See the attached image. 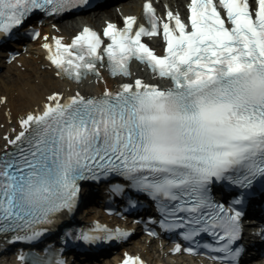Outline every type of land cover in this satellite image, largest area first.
<instances>
[{
  "label": "snow or ice",
  "instance_id": "obj_1",
  "mask_svg": "<svg viewBox=\"0 0 264 264\" xmlns=\"http://www.w3.org/2000/svg\"><path fill=\"white\" fill-rule=\"evenodd\" d=\"M89 3L0 0V44L23 31L42 42L56 77L100 81L106 69L118 81L104 80L95 95L51 90L15 117L0 94L8 123L15 119L0 136V240L28 248L17 252L19 264H69L71 242L126 241L133 230L97 222L37 251L74 215L83 184L99 182L128 208H151L137 223L175 232L173 252L244 264L246 209L254 193L264 197V0H188L185 15L168 5L163 16L146 0L144 22L127 15L101 31L85 24L69 41L30 23L64 19ZM147 37L162 40V54ZM133 60L158 80L133 76ZM258 235L264 239V226ZM121 264L145 261L125 253Z\"/></svg>",
  "mask_w": 264,
  "mask_h": 264
},
{
  "label": "bare ground",
  "instance_id": "obj_2",
  "mask_svg": "<svg viewBox=\"0 0 264 264\" xmlns=\"http://www.w3.org/2000/svg\"><path fill=\"white\" fill-rule=\"evenodd\" d=\"M145 1L146 0H128L110 7L103 12L90 13L86 19L87 22L97 28H100L109 20L121 24L123 23L124 16H139ZM153 3L162 13H165L166 6L168 5H170L173 10H179L181 12L184 11L187 0H153ZM81 24L82 23L78 24V28H80ZM61 27L63 31L57 33L56 29L53 27V23H47L45 26H41L43 31L51 32L53 35H63L67 37L68 40L69 37L78 30L76 27L70 29L62 25ZM151 41L154 44L157 43V39ZM38 43L41 44L42 42L39 41ZM4 59L5 57L0 59V67L4 70L3 73H0V94H6L8 96L9 107H11L14 117L42 103L51 90H63L71 94L72 91L79 87L84 92L98 94L102 91L104 80H107L109 86H114L118 83L116 79H109L103 70L105 77L104 80L100 81H97L96 77H90L80 84H72L62 80L60 77L54 75L46 59V51L40 45H36L32 49L21 54L15 62L5 63ZM132 72L133 76L139 74L146 80L156 81V79L152 75H149L141 66L133 67ZM14 126L15 119H13L11 123H8L6 109L0 107V136H2L5 130ZM2 144L3 140L0 139V146H2ZM130 243L132 246L124 247L123 250L133 254H141L151 264H157L162 261L169 264L167 260L175 261L178 264L182 262L187 264H198L191 258H169L167 249L165 250L158 245L155 246L153 242L148 244L145 239H139V241L132 239ZM164 254L168 257L164 258ZM106 264H117V262L115 260H108ZM259 264H264V261H261Z\"/></svg>",
  "mask_w": 264,
  "mask_h": 264
},
{
  "label": "rangeland",
  "instance_id": "obj_3",
  "mask_svg": "<svg viewBox=\"0 0 264 264\" xmlns=\"http://www.w3.org/2000/svg\"><path fill=\"white\" fill-rule=\"evenodd\" d=\"M85 18L84 17H78L75 21L73 20H68V21H65L63 22V25L66 27V28H71V27H75L76 24H78L79 22H82ZM4 70H1L0 73H3ZM105 262L103 263H99V264H104Z\"/></svg>",
  "mask_w": 264,
  "mask_h": 264
}]
</instances>
